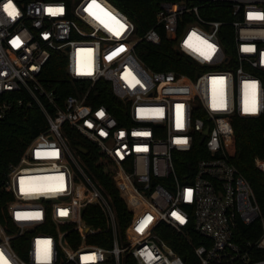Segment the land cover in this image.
I'll return each mask as SVG.
<instances>
[{"label": "built area", "instance_id": "built-area-1", "mask_svg": "<svg viewBox=\"0 0 264 264\" xmlns=\"http://www.w3.org/2000/svg\"><path fill=\"white\" fill-rule=\"evenodd\" d=\"M157 1L141 34L114 0H12L15 18L0 0V118L37 106L47 120L2 185L10 197L0 204V264H186L168 228L200 264H264V214L226 151L236 116L264 114V0ZM164 38L198 62L194 76L139 57L143 39ZM59 59L73 88L63 98L48 79ZM102 79L123 102L119 114L94 103ZM66 125L116 164L131 212L124 238L111 193ZM256 165L264 171V157ZM91 205L114 230L110 247L90 240L103 230L84 216Z\"/></svg>", "mask_w": 264, "mask_h": 264}, {"label": "trees", "instance_id": "trees-1", "mask_svg": "<svg viewBox=\"0 0 264 264\" xmlns=\"http://www.w3.org/2000/svg\"><path fill=\"white\" fill-rule=\"evenodd\" d=\"M114 1L136 22L139 33L144 34L154 24V11L157 7V0ZM136 51L144 63L154 70L171 69L191 76H194L197 71L198 62L177 50L173 42L167 38H164L160 44H153L143 39L137 45ZM56 64L54 68H50L48 71V79L55 81V84L58 83L57 86H60V89L63 87L60 92L63 98L66 94L71 93L73 88L72 84L68 82L69 79L63 68L62 59L56 60ZM98 86L103 87L104 92L101 98L95 100L94 103H106L119 114L118 107L123 102L114 94L110 83L102 79L99 81ZM234 123L236 130L233 142L227 146V155L252 184L264 214V171L256 165V158L258 156L264 157V114L257 118L236 116ZM46 124V117L37 106L30 108L17 106L7 117L0 118V204L10 197L8 192L2 189V185L11 164L20 160L29 142L46 127ZM66 133L74 147L85 146L89 149L87 154H81V156L88 170L111 193L118 213V234L121 238H124L131 212L116 187L114 180V173L117 170L116 164L100 150L96 143L70 128V126L66 125ZM203 147L204 144L197 143L195 150L197 153L193 155L196 158L193 161L202 156L199 152H201ZM84 216L95 226L103 227V230L95 234V237L90 240L106 247L112 246L114 230L107 228L106 219L100 208L91 205L85 210ZM246 228L249 227L247 226ZM165 230L167 232L165 234L167 241L184 258L186 264H200V259L194 250V246L185 237L171 228ZM259 233L252 236L256 238ZM194 239L196 240L197 238L195 237ZM258 256L264 257V251Z\"/></svg>", "mask_w": 264, "mask_h": 264}, {"label": "snow or ice", "instance_id": "snow-or-ice-1", "mask_svg": "<svg viewBox=\"0 0 264 264\" xmlns=\"http://www.w3.org/2000/svg\"><path fill=\"white\" fill-rule=\"evenodd\" d=\"M4 7L7 9L9 15H11L13 18H15V16L18 14V10L15 8V5L12 3V0H9L8 4L4 5ZM48 11L51 12V11H53V9L49 8ZM55 11H62V8H57V9H55ZM108 15H111V14L109 13ZM112 19L115 20V17H112ZM116 22H117V24H119L120 28L125 27V25H123L122 22H120V21H116ZM117 35H119V30H117ZM16 39L19 40L18 37ZM212 47H214V46H212ZM214 79H216V78H214ZM221 79H223V78H221ZM246 83H248V82H246ZM251 83L255 84L254 81ZM214 106H216V105L214 104ZM252 110H255V109H252ZM189 192H190V190H189ZM174 215H178V214L174 213ZM180 218L183 219L182 217H180ZM0 256H2V254H0Z\"/></svg>", "mask_w": 264, "mask_h": 264}, {"label": "water", "instance_id": "water-1", "mask_svg": "<svg viewBox=\"0 0 264 264\" xmlns=\"http://www.w3.org/2000/svg\"><path fill=\"white\" fill-rule=\"evenodd\" d=\"M77 149L83 154H87L89 152V149L87 147H85V146H80Z\"/></svg>", "mask_w": 264, "mask_h": 264}]
</instances>
